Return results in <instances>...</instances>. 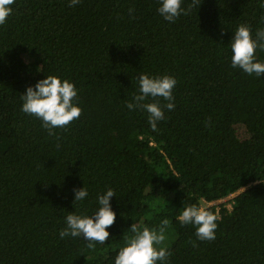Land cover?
<instances>
[{"label": "trees", "instance_id": "obj_1", "mask_svg": "<svg viewBox=\"0 0 264 264\" xmlns=\"http://www.w3.org/2000/svg\"><path fill=\"white\" fill-rule=\"evenodd\" d=\"M200 3L174 22L160 0L11 5L0 25V264H115L134 222L158 228L164 219L171 255L157 264H264V74L231 63L238 26L253 38L264 28V0ZM256 58L264 62V50ZM143 73L177 81L175 107L155 131L145 110L127 107ZM47 75L73 82L82 109L53 134L20 98ZM83 187L88 196L74 203ZM108 189V240L93 250L83 236L61 238L66 216L93 215ZM229 194L231 208L202 202ZM190 204L218 217L214 240L179 222Z\"/></svg>", "mask_w": 264, "mask_h": 264}, {"label": "clouds", "instance_id": "obj_2", "mask_svg": "<svg viewBox=\"0 0 264 264\" xmlns=\"http://www.w3.org/2000/svg\"><path fill=\"white\" fill-rule=\"evenodd\" d=\"M80 0H69V6L75 7ZM15 0H0V25L5 24L13 9L11 5ZM201 5L200 0H192L185 9L182 0H160L159 13L169 22H174L181 13L185 15L192 7ZM264 7V3L261 4ZM130 8L129 12H133ZM264 50V28L258 29L253 38L250 25L240 24L234 31L231 40L233 68H240L249 75L260 76L264 74V62L256 58V49ZM139 92L133 97L134 102H129L127 107L132 110L140 108L149 116L151 128L157 130V122L164 119V110H172L175 105L172 102L173 89L177 83L174 76H150L147 73L138 76ZM77 89L75 84L68 79H62L57 75H47L34 86H28L21 95L22 111L42 120L43 127L53 134L54 128L68 126L78 119L82 109L75 103ZM154 102H147L148 98ZM156 98H163L167 103L161 104ZM75 200L83 201L88 196L85 187L75 189ZM115 195L113 189H108L98 197V209L91 216L70 213L66 216V227L60 231V237L83 236L89 243V249H95L96 243L104 244L109 238V227L116 219V213L111 206V198ZM182 225H194L196 236L201 241H212L216 237L218 217L208 210L203 204H190L186 206L178 216ZM169 220L161 221L158 228L141 227L133 223L130 227L132 236L126 237V244L119 250L115 264H157L158 261L166 262L171 255L165 245L166 231ZM160 246V247H157ZM195 247L196 244L193 243Z\"/></svg>", "mask_w": 264, "mask_h": 264}, {"label": "built area", "instance_id": "obj_3", "mask_svg": "<svg viewBox=\"0 0 264 264\" xmlns=\"http://www.w3.org/2000/svg\"><path fill=\"white\" fill-rule=\"evenodd\" d=\"M234 194H229L228 196L218 199L214 202H206L205 200H202V202H205L206 205H211V204H219V203H225L226 207L231 208V204L228 202V200L233 196Z\"/></svg>", "mask_w": 264, "mask_h": 264}, {"label": "rangeland", "instance_id": "obj_4", "mask_svg": "<svg viewBox=\"0 0 264 264\" xmlns=\"http://www.w3.org/2000/svg\"><path fill=\"white\" fill-rule=\"evenodd\" d=\"M237 130L240 137H246V132L242 125H238Z\"/></svg>", "mask_w": 264, "mask_h": 264}]
</instances>
